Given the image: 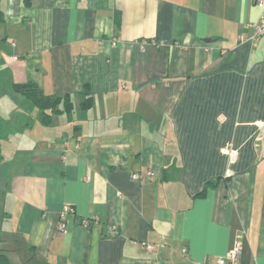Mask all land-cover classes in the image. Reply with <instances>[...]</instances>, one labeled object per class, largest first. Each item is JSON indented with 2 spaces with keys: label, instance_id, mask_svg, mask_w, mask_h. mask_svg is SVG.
Masks as SVG:
<instances>
[{
  "label": "crops",
  "instance_id": "crops-1",
  "mask_svg": "<svg viewBox=\"0 0 264 264\" xmlns=\"http://www.w3.org/2000/svg\"><path fill=\"white\" fill-rule=\"evenodd\" d=\"M1 5L0 101L34 118L9 119L1 144L0 215L11 242L2 251L13 264H204L236 238L239 264H264L255 0ZM27 81L68 94L71 111L40 122L12 88ZM148 169L146 182L130 176ZM64 205L66 232L57 234Z\"/></svg>",
  "mask_w": 264,
  "mask_h": 264
},
{
  "label": "trees",
  "instance_id": "trees-1",
  "mask_svg": "<svg viewBox=\"0 0 264 264\" xmlns=\"http://www.w3.org/2000/svg\"><path fill=\"white\" fill-rule=\"evenodd\" d=\"M3 20L4 11L0 0V22ZM12 88L16 93H19L34 104V106L39 110L38 119L44 124L49 123L51 121V116L55 113L64 111L68 113L71 111L72 101L70 100V96L68 94L62 96L45 94L33 81L13 83ZM91 103V96H86L81 103L82 109L88 108ZM19 114L20 115L15 118L17 123L25 126L32 124L34 118H31L29 115L24 113ZM11 127L12 122L0 114V161L2 160L1 144L2 141L7 138V134ZM0 264H13L9 256L2 250L0 251Z\"/></svg>",
  "mask_w": 264,
  "mask_h": 264
},
{
  "label": "built area",
  "instance_id": "built-area-1",
  "mask_svg": "<svg viewBox=\"0 0 264 264\" xmlns=\"http://www.w3.org/2000/svg\"><path fill=\"white\" fill-rule=\"evenodd\" d=\"M256 6L260 9V16L257 22L252 25L251 39H255L264 34V0H255ZM240 40H245L248 36L245 33L240 34ZM223 152L227 153L229 157L234 158L235 154L233 151L222 149ZM155 175L153 169H148L145 172H132L131 178L139 183L150 180ZM71 210L69 205H64L59 212V221L57 223L56 233L63 234L66 232V214ZM89 219H83L82 224H89ZM155 243H144V247L148 251H153L157 248ZM241 243L239 238H236L232 244V247L227 251L225 255L217 256L214 258H206L204 264H239V253Z\"/></svg>",
  "mask_w": 264,
  "mask_h": 264
},
{
  "label": "rangeland",
  "instance_id": "rangeland-1",
  "mask_svg": "<svg viewBox=\"0 0 264 264\" xmlns=\"http://www.w3.org/2000/svg\"><path fill=\"white\" fill-rule=\"evenodd\" d=\"M26 100V99H25ZM30 101V100H29ZM31 102V101H30ZM5 106H10L9 108L5 107ZM13 107V104L6 102L5 104H3V102L0 101V113L7 117L10 120H15L16 116L20 115V114H10V112H5L7 111V109H11ZM12 113V112H11ZM8 115V116H7ZM10 115V116H9ZM11 117V118H10ZM1 219H5L4 215H0V251L3 249H9V246L11 244V242H8L7 237H6V232L4 227L2 226V220ZM8 245V246H7Z\"/></svg>",
  "mask_w": 264,
  "mask_h": 264
}]
</instances>
